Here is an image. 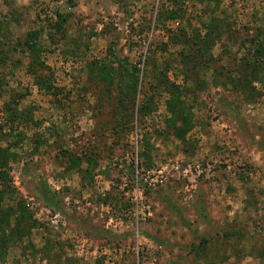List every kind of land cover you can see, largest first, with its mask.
Instances as JSON below:
<instances>
[{
  "label": "rangeland",
  "instance_id": "rangeland-1",
  "mask_svg": "<svg viewBox=\"0 0 264 264\" xmlns=\"http://www.w3.org/2000/svg\"><path fill=\"white\" fill-rule=\"evenodd\" d=\"M0 126V264H264V0H0Z\"/></svg>",
  "mask_w": 264,
  "mask_h": 264
},
{
  "label": "trees",
  "instance_id": "trees-1",
  "mask_svg": "<svg viewBox=\"0 0 264 264\" xmlns=\"http://www.w3.org/2000/svg\"><path fill=\"white\" fill-rule=\"evenodd\" d=\"M35 47V45H33V48ZM35 49H37V51H39V49L37 48V46L35 47ZM187 51H189V50H187ZM183 52L184 53H186V55H187V57L189 56V53H191V51H189L188 53L186 52V51H184L183 50ZM188 59V58H187ZM35 65H42V64H40V62H39V60L38 61H34V62H30V64H29V68H28V70H31V69H33L34 67H35ZM138 75V74H137ZM136 75V77H135V79H136V81H138V76ZM35 83H36V85H38L40 88H43V87H45V89H46V91L49 93V92H51V83H49L48 82V79H46V80H43L42 79V76H41V74H39V75H37L36 77H35ZM49 84V85H48ZM19 97H23V94H20V96ZM13 102L11 103H8L7 104V107H9V108H11V113L9 114V116H8V119H9V121H11V124H10V126H12V130L13 131H15V130H17L18 129V125H19V121H20V119H25L27 116V114L25 115V113H23V111H21L20 109H19V104H18V100H12ZM4 130V128H2L1 126H0V135H2V131ZM12 130H10V131H12ZM19 138H18V140H17V143H19L21 140H22V137H21V134L18 136ZM1 151H3V152H1V155L2 154H4V153H6L5 151L6 150H3V149H1ZM7 177H6V174H5V176H0V184L1 185H3L5 182H6V179ZM8 181V180H7ZM208 242V239H204V241H203V246L205 245L206 246V244L205 243H207Z\"/></svg>",
  "mask_w": 264,
  "mask_h": 264
}]
</instances>
